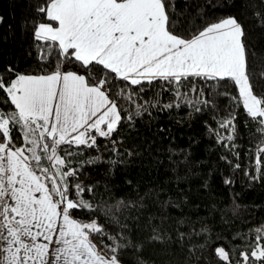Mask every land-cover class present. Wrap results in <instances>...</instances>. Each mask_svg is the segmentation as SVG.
I'll return each mask as SVG.
<instances>
[{
  "label": "snow or ice",
  "instance_id": "1",
  "mask_svg": "<svg viewBox=\"0 0 264 264\" xmlns=\"http://www.w3.org/2000/svg\"><path fill=\"white\" fill-rule=\"evenodd\" d=\"M36 12L39 70L0 76V264H126L122 253L133 242L108 226L126 228L120 218L134 205L95 203L94 188L79 177L96 160L80 158L100 138L116 151L119 126L149 108L215 110L214 97L225 94L212 89L221 82L236 87L232 102L264 137V96L250 83L244 28L235 17L182 27L173 0H43ZM197 81L212 85L205 91ZM165 92L171 99L162 103ZM235 119L230 110L209 129L229 151ZM254 166L257 174L245 175L264 179V139ZM252 232L251 241L234 237L241 249H214L222 264H264V225Z\"/></svg>",
  "mask_w": 264,
  "mask_h": 264
},
{
  "label": "trees",
  "instance_id": "2",
  "mask_svg": "<svg viewBox=\"0 0 264 264\" xmlns=\"http://www.w3.org/2000/svg\"><path fill=\"white\" fill-rule=\"evenodd\" d=\"M42 2L0 0V76L5 81L39 70L33 25ZM173 4L174 18L193 31L224 17L242 24L250 83L258 97L264 96V25L255 15L264 18V0H173ZM197 85L207 91L212 82ZM155 91H146L144 99ZM212 91L225 94L214 97L215 110L149 108L150 114L119 126L113 135L116 151L100 138L98 149H88L80 158L96 160L86 164L79 177L94 188L95 203L112 206L123 200L134 205L120 218L126 228L108 226L113 235L120 231L133 242L134 247L122 253L126 264H222L216 247L241 249L244 241L234 237L247 233L251 241L252 230L264 225V179L253 181L245 175L257 174L255 153L264 137L242 105L232 102L238 92L231 82H221ZM170 99V92L161 96L162 103ZM230 110L236 117V147L231 151L209 130L218 129V121ZM99 222L105 223L102 214ZM156 235L159 240L152 239Z\"/></svg>",
  "mask_w": 264,
  "mask_h": 264
},
{
  "label": "crops",
  "instance_id": "3",
  "mask_svg": "<svg viewBox=\"0 0 264 264\" xmlns=\"http://www.w3.org/2000/svg\"><path fill=\"white\" fill-rule=\"evenodd\" d=\"M44 163H45V165H46L47 162L45 161Z\"/></svg>",
  "mask_w": 264,
  "mask_h": 264
}]
</instances>
